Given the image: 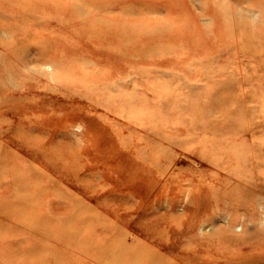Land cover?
Instances as JSON below:
<instances>
[{"label": "rangeland", "instance_id": "rangeland-1", "mask_svg": "<svg viewBox=\"0 0 264 264\" xmlns=\"http://www.w3.org/2000/svg\"><path fill=\"white\" fill-rule=\"evenodd\" d=\"M0 264H264V0H0Z\"/></svg>", "mask_w": 264, "mask_h": 264}, {"label": "clouds", "instance_id": "clouds-1", "mask_svg": "<svg viewBox=\"0 0 264 264\" xmlns=\"http://www.w3.org/2000/svg\"><path fill=\"white\" fill-rule=\"evenodd\" d=\"M86 128V125L80 121L73 125V132H83Z\"/></svg>", "mask_w": 264, "mask_h": 264}, {"label": "bare ground", "instance_id": "bare-ground-1", "mask_svg": "<svg viewBox=\"0 0 264 264\" xmlns=\"http://www.w3.org/2000/svg\"><path fill=\"white\" fill-rule=\"evenodd\" d=\"M27 210V209H26ZM139 259V258H138ZM137 260V259H136Z\"/></svg>", "mask_w": 264, "mask_h": 264}]
</instances>
